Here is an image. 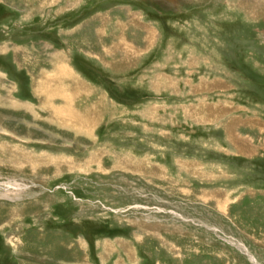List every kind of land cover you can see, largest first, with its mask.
<instances>
[{"label":"rangeland","instance_id":"374dc122","mask_svg":"<svg viewBox=\"0 0 264 264\" xmlns=\"http://www.w3.org/2000/svg\"><path fill=\"white\" fill-rule=\"evenodd\" d=\"M119 240L264 264V0H0V264Z\"/></svg>","mask_w":264,"mask_h":264},{"label":"crops","instance_id":"0c3cea01","mask_svg":"<svg viewBox=\"0 0 264 264\" xmlns=\"http://www.w3.org/2000/svg\"><path fill=\"white\" fill-rule=\"evenodd\" d=\"M61 70L58 71V73L54 74V78L56 77V80L58 83L60 82L61 78L67 77L70 73V71L66 70L65 66H61L60 67ZM65 69V70H64ZM48 76V77H47ZM52 75L49 74H44V81L42 83V91L43 93L49 94L48 99H52L53 95L56 92H62L65 90H62L61 88H57V86H55L54 84H52V82H50V79ZM52 84L54 87L51 88ZM74 85H77V83H73ZM78 86V85H77ZM76 94V93H75ZM101 245H99L100 247L102 246V250L103 253L100 256V259L102 260H107L110 257V253L113 251V245L110 242H103L100 243ZM116 246L118 247V249H115L117 252H121L120 256H118L117 258H115V264H135L136 260L134 258V254L133 251H131L130 246L128 245V243H126L125 241H118L117 243H115ZM127 261V262H126Z\"/></svg>","mask_w":264,"mask_h":264}]
</instances>
